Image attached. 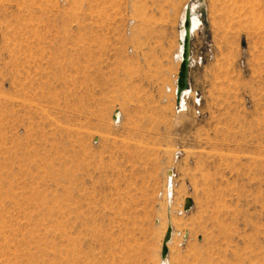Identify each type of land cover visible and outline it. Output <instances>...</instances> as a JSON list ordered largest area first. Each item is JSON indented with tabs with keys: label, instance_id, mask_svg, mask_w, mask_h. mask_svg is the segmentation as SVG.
Listing matches in <instances>:
<instances>
[{
	"label": "rangeland",
	"instance_id": "rangeland-1",
	"mask_svg": "<svg viewBox=\"0 0 264 264\" xmlns=\"http://www.w3.org/2000/svg\"><path fill=\"white\" fill-rule=\"evenodd\" d=\"M0 264H264V0H0Z\"/></svg>",
	"mask_w": 264,
	"mask_h": 264
},
{
	"label": "bare ground",
	"instance_id": "bare-ground-1",
	"mask_svg": "<svg viewBox=\"0 0 264 264\" xmlns=\"http://www.w3.org/2000/svg\"><path fill=\"white\" fill-rule=\"evenodd\" d=\"M198 12L196 11V6L193 5V6H190V7H187L186 9V13L184 15V18H183V21H182V24H181V27H180V39H179V55L177 56L178 57V60L181 61L182 63V53H183V43H184V38L185 36H189L190 39L192 38V35H194L195 31L198 29L199 25H200V16L197 14ZM185 22H188L189 23V27L186 29L185 28ZM189 65H190V51H189ZM177 92H178V89L177 87L175 88V96H176V102H177V107H183L184 104H185V101H184V98L188 95L189 90H185L182 95H181V98L179 100V102L177 101ZM117 118V117H116ZM118 119V118H117ZM169 197L171 198V190L169 192ZM191 204L189 202H185V206H184V210L185 211H188L189 208H190ZM168 229H171V232H170V237L168 239V241L166 242L165 241V238H166V234H167V231ZM166 231V234H165V237H164V244H163V247L168 245V243L170 242L171 240V237H172V234H173V229L171 226H169ZM165 258V257H164ZM163 258V259H164Z\"/></svg>",
	"mask_w": 264,
	"mask_h": 264
},
{
	"label": "water",
	"instance_id": "water-1",
	"mask_svg": "<svg viewBox=\"0 0 264 264\" xmlns=\"http://www.w3.org/2000/svg\"><path fill=\"white\" fill-rule=\"evenodd\" d=\"M189 27V23L185 22V28L187 29ZM190 37L187 35L184 38V43H183V53H182V63H181V68H180V73L177 81V101L179 102L182 93L189 88L188 85V70H189V51H190ZM187 202H190V200H187ZM191 207V206H190ZM190 209V208H189ZM170 232L171 229H168L165 241L167 242L169 237H170ZM168 254V249L166 246L163 247L162 251V257H165Z\"/></svg>",
	"mask_w": 264,
	"mask_h": 264
}]
</instances>
